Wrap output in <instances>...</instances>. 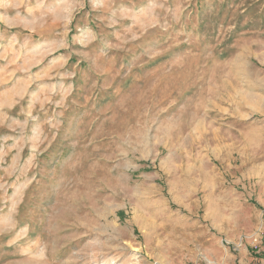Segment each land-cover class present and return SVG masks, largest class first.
Listing matches in <instances>:
<instances>
[{
    "label": "rangeland",
    "instance_id": "obj_1",
    "mask_svg": "<svg viewBox=\"0 0 264 264\" xmlns=\"http://www.w3.org/2000/svg\"><path fill=\"white\" fill-rule=\"evenodd\" d=\"M0 264H264V0H0Z\"/></svg>",
    "mask_w": 264,
    "mask_h": 264
}]
</instances>
